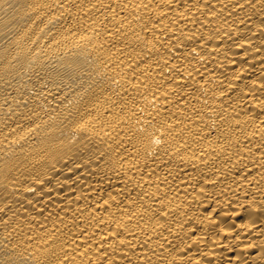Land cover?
Instances as JSON below:
<instances>
[{
  "label": "bare ground",
  "instance_id": "1",
  "mask_svg": "<svg viewBox=\"0 0 264 264\" xmlns=\"http://www.w3.org/2000/svg\"><path fill=\"white\" fill-rule=\"evenodd\" d=\"M0 264H264V0H0Z\"/></svg>",
  "mask_w": 264,
  "mask_h": 264
}]
</instances>
